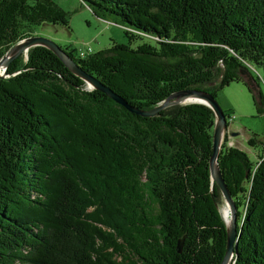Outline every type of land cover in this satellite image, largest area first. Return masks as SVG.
Here are the masks:
<instances>
[{
    "label": "trees",
    "instance_id": "obj_1",
    "mask_svg": "<svg viewBox=\"0 0 264 264\" xmlns=\"http://www.w3.org/2000/svg\"><path fill=\"white\" fill-rule=\"evenodd\" d=\"M80 2L115 16L128 43L88 46L83 57L57 45L129 105L150 109L187 88L215 98L240 82L264 114V0ZM41 23L67 26L68 12L53 0H0V57ZM4 73L0 264L220 263L225 228L209 178L210 108L188 103L136 115L87 89L42 46ZM226 137L217 165L235 205L230 264H264V132L246 139L252 159Z\"/></svg>",
    "mask_w": 264,
    "mask_h": 264
},
{
    "label": "rangeland",
    "instance_id": "obj_2",
    "mask_svg": "<svg viewBox=\"0 0 264 264\" xmlns=\"http://www.w3.org/2000/svg\"><path fill=\"white\" fill-rule=\"evenodd\" d=\"M53 1L68 12L67 26L41 23L33 27V35L50 39L63 47L79 48L88 45L91 52L109 46L111 41L128 43L123 26L115 16L104 13L95 15L80 0ZM137 42L139 40L131 42L130 45L135 46ZM258 88L264 98V81H258ZM215 99L226 113L227 145L244 151L251 159L254 158L255 147L248 146L246 139L252 135L257 138L262 136L264 114L256 113L249 92L240 82H231L224 86L216 93ZM219 210L224 218L227 207L221 195Z\"/></svg>",
    "mask_w": 264,
    "mask_h": 264
},
{
    "label": "water",
    "instance_id": "obj_3",
    "mask_svg": "<svg viewBox=\"0 0 264 264\" xmlns=\"http://www.w3.org/2000/svg\"><path fill=\"white\" fill-rule=\"evenodd\" d=\"M34 46H42L48 49L63 63L70 73L81 79L88 89L100 91L116 104L122 106L128 112L134 113L136 115L153 116L158 111L166 107L188 103H201L210 108L214 120L211 134V153L208 159L209 178L210 181L218 188L221 197L224 199V204L227 207L228 212L227 221H225L221 215L225 228V251L219 264H230L233 257L232 244L236 238V214L235 205L230 197L229 191L217 165V156L224 134H226V124L224 115L216 99L208 92L195 88H187L170 93L161 102L150 109L143 110L134 107L129 105L125 99L112 92L108 87L101 84L93 76L78 67V65L54 41L37 35H28L24 38H21L7 49V51L0 57V76H5V68L12 59H14L19 54H23L24 57H26L28 49ZM238 73L248 84L255 97L259 99L260 96L258 88L249 72L244 68H240ZM180 245L181 240L176 244L177 252L180 251Z\"/></svg>",
    "mask_w": 264,
    "mask_h": 264
},
{
    "label": "built area",
    "instance_id": "obj_4",
    "mask_svg": "<svg viewBox=\"0 0 264 264\" xmlns=\"http://www.w3.org/2000/svg\"><path fill=\"white\" fill-rule=\"evenodd\" d=\"M90 52V48L88 47V45H84L83 47H79L76 50V53L79 57H83L85 56L87 53Z\"/></svg>",
    "mask_w": 264,
    "mask_h": 264
},
{
    "label": "bare ground",
    "instance_id": "obj_5",
    "mask_svg": "<svg viewBox=\"0 0 264 264\" xmlns=\"http://www.w3.org/2000/svg\"><path fill=\"white\" fill-rule=\"evenodd\" d=\"M225 221H227L228 220V212L225 210V212H224V218H223Z\"/></svg>",
    "mask_w": 264,
    "mask_h": 264
}]
</instances>
